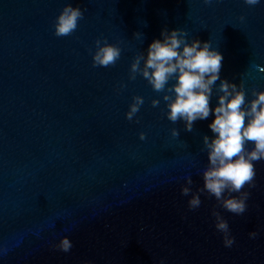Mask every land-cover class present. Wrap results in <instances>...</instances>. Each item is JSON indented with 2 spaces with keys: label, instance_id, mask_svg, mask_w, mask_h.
I'll return each instance as SVG.
<instances>
[{
  "label": "water",
  "instance_id": "water-1",
  "mask_svg": "<svg viewBox=\"0 0 264 264\" xmlns=\"http://www.w3.org/2000/svg\"><path fill=\"white\" fill-rule=\"evenodd\" d=\"M67 3L84 16L56 36ZM165 27L210 41L220 76L243 83L247 98L264 89V0H0V264H264V160L242 189L251 193L242 215L206 192L189 209L181 185L186 175L193 191L203 185L213 116L187 131L167 119L162 93L139 74L129 79L133 57ZM97 37L121 48L115 64L93 65ZM134 95L144 103L129 121Z\"/></svg>",
  "mask_w": 264,
  "mask_h": 264
},
{
  "label": "clouds",
  "instance_id": "clouds-1",
  "mask_svg": "<svg viewBox=\"0 0 264 264\" xmlns=\"http://www.w3.org/2000/svg\"><path fill=\"white\" fill-rule=\"evenodd\" d=\"M211 0H205L210 3ZM262 0H244L247 5H256ZM84 16V10L71 3L65 4L54 19V34L67 36L75 31L78 21ZM134 35L140 36L137 32ZM103 40V42H102ZM92 52L94 66L107 67L115 64L121 56V48L103 37L95 40ZM222 53L210 46V41L189 38L183 28H162L160 37L153 38L144 51L136 54L129 67V79L141 75L152 89L162 93L166 104L167 119L173 124L183 121L184 128L191 131L193 123L205 120L211 114L208 123L212 136L202 137L203 150L207 154V165L201 172L203 185L193 191L190 185L192 177L186 175L181 185V194L188 196V208L200 207L201 193L214 197L220 207L235 215H242L247 210L250 191H242L247 184L254 187L257 161L264 160V89H252L251 98H247L243 83L239 85L220 76ZM219 80V84L216 81ZM171 81V83H170ZM123 86V85H122ZM216 103L210 105L213 91ZM144 103V97L134 95L125 112L131 121ZM160 98H152L151 105L158 106ZM171 135L178 136L177 128H172ZM140 139H145L141 132ZM191 193V194H190ZM237 193L238 195H232ZM190 194V195H189ZM214 227L222 236L225 247L235 243L227 219L218 211H211ZM250 238L257 236L256 231H249ZM59 249L65 253L72 248L67 236H62ZM84 264H89L85 261ZM159 264H165L163 258Z\"/></svg>",
  "mask_w": 264,
  "mask_h": 264
}]
</instances>
